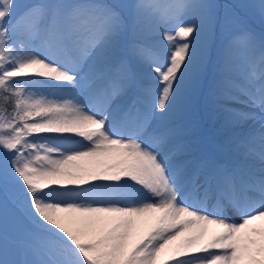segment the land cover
Listing matches in <instances>:
<instances>
[{
	"label": "snow or ice",
	"instance_id": "obj_1",
	"mask_svg": "<svg viewBox=\"0 0 264 264\" xmlns=\"http://www.w3.org/2000/svg\"><path fill=\"white\" fill-rule=\"evenodd\" d=\"M244 9L264 25V0H0V264H264V33H230ZM210 70L212 150L174 118Z\"/></svg>",
	"mask_w": 264,
	"mask_h": 264
},
{
	"label": "trees",
	"instance_id": "obj_2",
	"mask_svg": "<svg viewBox=\"0 0 264 264\" xmlns=\"http://www.w3.org/2000/svg\"><path fill=\"white\" fill-rule=\"evenodd\" d=\"M256 0H215L218 4H237V5H252L255 4ZM26 2V0H25ZM244 13L241 14L240 18L232 25H242L247 29L254 31L258 36L264 33V25H262L259 15L255 9H244ZM221 35L217 37L216 47L219 48L221 46ZM212 76V70H210L206 75L202 78L200 84L191 92L189 97L182 101V107L180 111L174 114V118L178 123H184L187 126L189 125V121L191 119L203 120V107L204 103H212V100L206 99L205 92L208 89V81ZM36 89H34L35 91ZM46 91V90H45ZM10 110V109H9ZM191 129V128H190ZM202 132L197 136L200 141L202 138ZM23 221L19 217L17 213L9 211L8 214V225L9 227H16L22 224Z\"/></svg>",
	"mask_w": 264,
	"mask_h": 264
},
{
	"label": "rangeland",
	"instance_id": "obj_3",
	"mask_svg": "<svg viewBox=\"0 0 264 264\" xmlns=\"http://www.w3.org/2000/svg\"><path fill=\"white\" fill-rule=\"evenodd\" d=\"M258 2L259 0H256L255 4H257ZM244 28L245 27L242 25L231 26L230 33H237ZM227 37L228 34H221V42H222L221 45H223L226 42ZM208 84L209 86L205 92V96L206 99L210 101L212 100L211 90L213 87V71H212V76L209 78ZM203 117L204 118L202 121L198 119H191L189 121L188 127L191 128L192 137L196 140H198L197 136L200 134V132H202V136H201L202 139L200 140V142L205 148L212 150L217 146H219L225 140V137L227 135V130L223 126V121L221 117L214 109L213 101L212 103L211 102L204 103ZM258 127H259L258 122L254 124L253 122L249 121L243 126V131L247 132L250 130H255L258 129ZM231 216L233 220L237 219V217L234 214H231Z\"/></svg>",
	"mask_w": 264,
	"mask_h": 264
},
{
	"label": "bare ground",
	"instance_id": "obj_4",
	"mask_svg": "<svg viewBox=\"0 0 264 264\" xmlns=\"http://www.w3.org/2000/svg\"><path fill=\"white\" fill-rule=\"evenodd\" d=\"M233 216V215H232ZM233 219V218H232Z\"/></svg>",
	"mask_w": 264,
	"mask_h": 264
}]
</instances>
